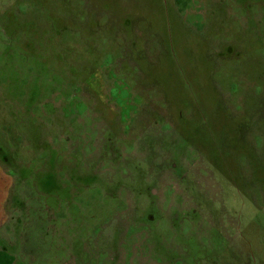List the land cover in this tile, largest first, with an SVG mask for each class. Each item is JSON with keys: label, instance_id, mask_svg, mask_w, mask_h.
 Instances as JSON below:
<instances>
[{"label": "rangeland", "instance_id": "obj_1", "mask_svg": "<svg viewBox=\"0 0 264 264\" xmlns=\"http://www.w3.org/2000/svg\"><path fill=\"white\" fill-rule=\"evenodd\" d=\"M0 254L264 264V0H0Z\"/></svg>", "mask_w": 264, "mask_h": 264}, {"label": "crops", "instance_id": "obj_2", "mask_svg": "<svg viewBox=\"0 0 264 264\" xmlns=\"http://www.w3.org/2000/svg\"><path fill=\"white\" fill-rule=\"evenodd\" d=\"M0 264H6L5 262H3V255L2 254H0Z\"/></svg>", "mask_w": 264, "mask_h": 264}]
</instances>
